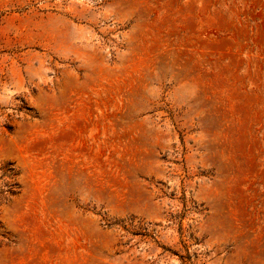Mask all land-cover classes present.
Listing matches in <instances>:
<instances>
[{
	"label": "rangeland",
	"instance_id": "1",
	"mask_svg": "<svg viewBox=\"0 0 264 264\" xmlns=\"http://www.w3.org/2000/svg\"><path fill=\"white\" fill-rule=\"evenodd\" d=\"M0 264H264V0H0Z\"/></svg>",
	"mask_w": 264,
	"mask_h": 264
}]
</instances>
